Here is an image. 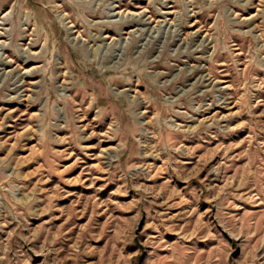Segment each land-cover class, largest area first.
<instances>
[{
  "label": "rangeland",
  "instance_id": "rangeland-1",
  "mask_svg": "<svg viewBox=\"0 0 264 264\" xmlns=\"http://www.w3.org/2000/svg\"><path fill=\"white\" fill-rule=\"evenodd\" d=\"M0 264H264V0H0Z\"/></svg>",
  "mask_w": 264,
  "mask_h": 264
},
{
  "label": "bare ground",
  "instance_id": "bare-ground-1",
  "mask_svg": "<svg viewBox=\"0 0 264 264\" xmlns=\"http://www.w3.org/2000/svg\"><path fill=\"white\" fill-rule=\"evenodd\" d=\"M168 13H169V12H168ZM162 16H163V15H162ZM5 20H6V19H5ZM128 22H129V21H128ZM166 22H167V21H166ZM158 31H159V30H158ZM81 36H82V35H81ZM106 37H109V34H107ZM153 37H154V36H153ZM95 38H96V37H95ZM99 39H100V38H99ZM90 41H93V39H90L89 42H90Z\"/></svg>",
  "mask_w": 264,
  "mask_h": 264
}]
</instances>
